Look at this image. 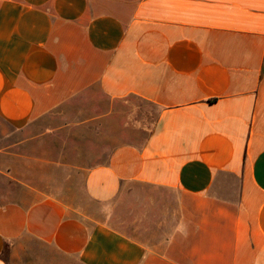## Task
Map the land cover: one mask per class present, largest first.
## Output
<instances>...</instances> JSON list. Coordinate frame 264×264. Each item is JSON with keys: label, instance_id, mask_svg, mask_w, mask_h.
Listing matches in <instances>:
<instances>
[{"label": "crops", "instance_id": "obj_1", "mask_svg": "<svg viewBox=\"0 0 264 264\" xmlns=\"http://www.w3.org/2000/svg\"><path fill=\"white\" fill-rule=\"evenodd\" d=\"M32 242L264 264V0H0V264Z\"/></svg>", "mask_w": 264, "mask_h": 264}, {"label": "rangeland", "instance_id": "obj_2", "mask_svg": "<svg viewBox=\"0 0 264 264\" xmlns=\"http://www.w3.org/2000/svg\"><path fill=\"white\" fill-rule=\"evenodd\" d=\"M5 192H7L5 190ZM138 192H143L142 189H139ZM132 201L127 204L125 203V207L122 209L121 215H130L131 211L137 210L140 206L135 202V199L131 198ZM141 211V210H140ZM135 212V211H134ZM134 214V213H132ZM128 217V216H127ZM31 247L28 252H26L25 258H22L21 261H25V263L31 264H79L74 258L60 256L59 254H55L40 245L39 243H28Z\"/></svg>", "mask_w": 264, "mask_h": 264}]
</instances>
